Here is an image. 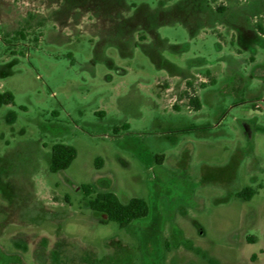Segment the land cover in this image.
Masks as SVG:
<instances>
[{"label": "rangeland", "instance_id": "374dc122", "mask_svg": "<svg viewBox=\"0 0 264 264\" xmlns=\"http://www.w3.org/2000/svg\"><path fill=\"white\" fill-rule=\"evenodd\" d=\"M0 264H264V0H0Z\"/></svg>", "mask_w": 264, "mask_h": 264}, {"label": "trees", "instance_id": "16d2710c", "mask_svg": "<svg viewBox=\"0 0 264 264\" xmlns=\"http://www.w3.org/2000/svg\"><path fill=\"white\" fill-rule=\"evenodd\" d=\"M260 30L262 31L261 28ZM188 97L194 109H201V103L197 96L188 95ZM2 102L5 104L13 103V95L10 93L4 94ZM76 157L77 150L75 147L66 144H55L52 148L50 171L58 173L67 170ZM83 190L87 196L93 193V188L90 185L84 186ZM254 195H256V190L250 187L238 193V197L246 201L252 199ZM89 207L93 211L106 216L105 223L113 221L118 223L121 228L129 226L133 221L144 218L149 214V205L146 200L133 198L127 204H124L115 194L110 192L98 193L94 199L89 201Z\"/></svg>", "mask_w": 264, "mask_h": 264}]
</instances>
